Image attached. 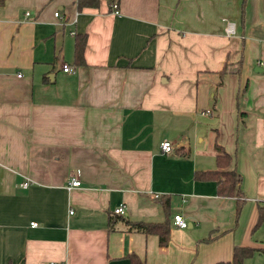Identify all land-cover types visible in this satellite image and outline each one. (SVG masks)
Segmentation results:
<instances>
[{
    "label": "crops",
    "instance_id": "1",
    "mask_svg": "<svg viewBox=\"0 0 264 264\" xmlns=\"http://www.w3.org/2000/svg\"><path fill=\"white\" fill-rule=\"evenodd\" d=\"M215 145L241 176L238 212L195 175ZM260 207L264 0H0V264H212L235 246L264 264ZM123 219L169 220L166 245Z\"/></svg>",
    "mask_w": 264,
    "mask_h": 264
},
{
    "label": "trees",
    "instance_id": "2",
    "mask_svg": "<svg viewBox=\"0 0 264 264\" xmlns=\"http://www.w3.org/2000/svg\"><path fill=\"white\" fill-rule=\"evenodd\" d=\"M100 0H75L77 8L83 6L97 7ZM86 44V34L77 33L74 37V52L73 63L76 65L84 64L83 50ZM227 72L226 64L217 71L219 80L214 85L213 100L215 99L216 87L221 83L222 76ZM217 168L212 170H202L195 172L196 177L213 179L216 182L217 192L224 196L236 197V212H238L241 203L243 202L244 195L240 188L241 176L234 168H228L230 161L229 154L218 145H215ZM166 206V202H163ZM264 219V209L260 207L258 222ZM111 221V220H110ZM123 222L128 226V229H134L145 233H155L158 235L159 244L166 245L169 238L170 224L169 220L166 221H143V220H128L123 219ZM255 251L251 246H235L233 248L232 257L227 261H217L212 264H243L246 257H249Z\"/></svg>",
    "mask_w": 264,
    "mask_h": 264
},
{
    "label": "built area",
    "instance_id": "3",
    "mask_svg": "<svg viewBox=\"0 0 264 264\" xmlns=\"http://www.w3.org/2000/svg\"><path fill=\"white\" fill-rule=\"evenodd\" d=\"M111 6L114 9H116L117 5L115 3H112ZM57 13L58 12H54V15H57ZM25 14L29 15V11L25 12ZM224 31L226 34H232L234 32L233 23L227 20L225 23ZM62 70L71 71L72 68L67 63H63L62 64ZM160 148H161V150L167 152L173 148V145L171 144V142L169 140H162L160 142ZM22 185L26 186L27 182H23ZM79 185H80V180L75 175L70 176V178L68 180V187L70 188V187L79 186ZM155 195H157V194H155ZM113 211L115 213L123 214L124 213V207H123V205H119V206L115 207L113 209ZM31 224L35 225L36 222H31ZM171 224L175 227L185 228L187 226V220L183 217L181 212H176L172 215ZM48 264H63V263L50 261V262H48Z\"/></svg>",
    "mask_w": 264,
    "mask_h": 264
}]
</instances>
